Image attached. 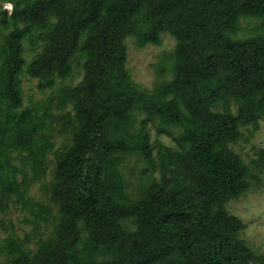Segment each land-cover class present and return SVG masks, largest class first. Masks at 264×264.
Returning a JSON list of instances; mask_svg holds the SVG:
<instances>
[{
	"label": "trees",
	"instance_id": "obj_1",
	"mask_svg": "<svg viewBox=\"0 0 264 264\" xmlns=\"http://www.w3.org/2000/svg\"><path fill=\"white\" fill-rule=\"evenodd\" d=\"M4 3L12 4L11 13ZM0 10L1 212L15 197L23 209L36 206L37 217L53 213L25 198L28 181L45 175L53 144L38 139L31 111L18 112L21 75L37 79L40 91L53 90L57 79L72 76L76 55L84 57L83 79L57 98L74 112L72 144L56 156L49 184L57 222L33 253L10 242L6 264H97L99 256L113 264L259 260L241 238L245 224L225 204L251 187L249 168L229 145L264 116V0H0ZM242 19L259 20L260 33L238 38ZM164 33L176 40L172 78L152 96L125 67V41L159 45ZM24 40L34 49L43 43L29 63ZM136 109L180 127L183 151L170 155L177 165L169 180L129 201L124 156L138 153L153 165L144 125L130 140ZM256 166L264 169V149Z\"/></svg>",
	"mask_w": 264,
	"mask_h": 264
},
{
	"label": "rangeland",
	"instance_id": "obj_2",
	"mask_svg": "<svg viewBox=\"0 0 264 264\" xmlns=\"http://www.w3.org/2000/svg\"><path fill=\"white\" fill-rule=\"evenodd\" d=\"M4 9V7H3ZM1 11V10H0ZM260 22L255 19H242L241 30L237 37L247 39L256 37L260 31ZM3 40L0 38V64L3 63L5 53L1 49ZM127 48L126 69L130 72L131 79L138 89L149 95H156L159 85L172 78L171 68L176 40L167 33L160 35L159 45L137 46L136 40L129 37L125 41ZM23 56L29 63L35 54L41 52L43 43L34 49L27 40L23 41ZM84 57L79 52L73 62L72 76L67 80H56L53 90L40 91L38 80L31 79L26 71L21 75L22 108L29 110L35 117L39 126L38 139H48L53 144V149L45 160V175L40 180L28 181L25 187L26 199L33 204H40L52 210V214L39 216L37 207L22 208V203L14 200L9 202L6 211H0V264H6L8 250L6 246L14 241L21 244L25 250L33 253L37 249L39 239L48 237L57 222V206L49 199V184L53 179L56 156L67 150L72 144L73 109L68 104L59 107L58 95L63 87L76 86L83 79L82 64ZM26 69V67H25ZM48 107V117L44 110ZM233 112L237 108L233 107ZM144 125L148 131V140L151 147L153 165H150L140 154L130 153L123 158L120 167L126 185V194L129 201H134L143 196L147 187L153 182L164 183L169 180L175 171L176 162L170 160V155L179 154L183 148L179 144L182 129L177 126L160 125L157 118H150L144 112L134 110L131 114L130 140L135 141L136 136ZM240 138L229 145L230 149L239 156L249 168V182L251 187L238 199L225 204L226 210L245 224L241 238L256 253L259 260L250 264H264V169L256 166L260 150L264 149V116L258 121V128L251 126L240 129ZM13 164L20 166V160L15 159ZM27 171H29L27 169ZM31 174H27L28 180ZM22 175L18 174V180ZM44 218V219H43ZM260 258L262 261H260ZM97 264H113L111 257L99 256Z\"/></svg>",
	"mask_w": 264,
	"mask_h": 264
},
{
	"label": "built area",
	"instance_id": "obj_3",
	"mask_svg": "<svg viewBox=\"0 0 264 264\" xmlns=\"http://www.w3.org/2000/svg\"><path fill=\"white\" fill-rule=\"evenodd\" d=\"M3 7H4L3 10H7L9 13L12 12V4L11 3H4Z\"/></svg>",
	"mask_w": 264,
	"mask_h": 264
}]
</instances>
